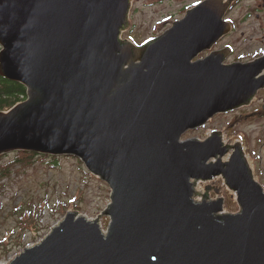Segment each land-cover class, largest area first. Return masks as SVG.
Returning a JSON list of instances; mask_svg holds the SVG:
<instances>
[{
  "label": "water",
  "instance_id": "1",
  "mask_svg": "<svg viewBox=\"0 0 264 264\" xmlns=\"http://www.w3.org/2000/svg\"><path fill=\"white\" fill-rule=\"evenodd\" d=\"M131 2L0 0V77L28 95L0 112V156H73L112 191L107 230L103 215L69 213L9 264H264V189L244 150L219 132L183 141L250 104L264 57L193 63L227 32L212 1L134 48L121 41ZM219 177L236 214L223 198L198 201L197 182Z\"/></svg>",
  "mask_w": 264,
  "mask_h": 264
},
{
  "label": "rangeland",
  "instance_id": "2",
  "mask_svg": "<svg viewBox=\"0 0 264 264\" xmlns=\"http://www.w3.org/2000/svg\"><path fill=\"white\" fill-rule=\"evenodd\" d=\"M191 1L135 0L130 27L123 32V39L137 45L153 41L185 17L188 7L179 9ZM253 4L252 0H243L232 16L236 26L230 44L237 49L233 60L246 55L253 59L264 53V12L252 14ZM256 99L264 102V94ZM256 111V117L249 116L254 112L250 108L217 115L205 127L188 132L183 141L203 142L219 132L227 146L242 147L254 179L264 189V108ZM233 152L223 162H228ZM14 155L8 153L0 158V264H9L25 249L38 245L67 214L76 212L94 221L111 203L109 185L91 174L76 157L49 156L30 166L17 163ZM196 191L201 202L205 195L212 200L223 198L226 214L240 210L235 193L222 177L197 182ZM100 223L107 230L110 218L103 215Z\"/></svg>",
  "mask_w": 264,
  "mask_h": 264
},
{
  "label": "flooded vegetation",
  "instance_id": "3",
  "mask_svg": "<svg viewBox=\"0 0 264 264\" xmlns=\"http://www.w3.org/2000/svg\"><path fill=\"white\" fill-rule=\"evenodd\" d=\"M214 2L220 6L223 7V17H222V21L223 23L227 24V33L224 32L222 34V36L220 37V39L214 43L213 47L209 50H205L204 52H202L197 58H195L193 60V62H197L199 60H205L209 57H211L212 55L214 56H218L219 54H221L224 58H225V63H227L228 65H232V64H248L251 63L253 61H256L262 57H264V53H262V56H256L253 59H247V55L245 57L239 58V60H233V57L235 56L234 54L236 53V48L233 44L231 43V36L233 35L234 31H235V26H236V22L235 19L232 18L234 12L236 11L237 7L239 6V4L243 1V0H192L190 3L185 4L184 6H182L179 10L183 11L185 8H187L186 12H185V17L187 16L188 13L192 12L194 9H196L199 5L201 4H205L206 2ZM254 2L253 7L251 9L252 14L257 11V12H264V0H252ZM134 3L135 0H132L131 2V8H130V13H129V18L128 20H130V17L132 15V12L134 11ZM224 6H225V12H224ZM256 18L259 19L260 15L256 14ZM130 27V23H128V25L126 26L125 30H128ZM123 31V32H124ZM161 37V36H160ZM160 37L155 38L153 41L146 43V44H142V45H137L136 42H133L130 39H123V33H122V38L121 41L125 44H130L132 45L134 48H138V49H145L147 46H149L150 44H152L153 42L157 41L160 39ZM215 53V54H214ZM258 55V54H257ZM241 56V55H240ZM260 94H264V90H260L256 97L254 99H252L251 103L243 108H250L252 109L254 112L249 115L251 117H256L258 115V112L256 111V109L262 107L264 108V102H262L261 100L257 101L256 98H258L260 96ZM240 108V109H243ZM247 116V117H249Z\"/></svg>",
  "mask_w": 264,
  "mask_h": 264
},
{
  "label": "trees",
  "instance_id": "4",
  "mask_svg": "<svg viewBox=\"0 0 264 264\" xmlns=\"http://www.w3.org/2000/svg\"><path fill=\"white\" fill-rule=\"evenodd\" d=\"M27 98V88L25 86L0 77V112H9L18 104L25 102ZM14 156L17 158V163L30 164V166L34 165L39 158H49L25 152H18ZM3 157L5 156H1L0 158ZM52 158L57 159V157Z\"/></svg>",
  "mask_w": 264,
  "mask_h": 264
},
{
  "label": "bare ground",
  "instance_id": "5",
  "mask_svg": "<svg viewBox=\"0 0 264 264\" xmlns=\"http://www.w3.org/2000/svg\"><path fill=\"white\" fill-rule=\"evenodd\" d=\"M219 39H220V38H219ZM219 39H218V40H219ZM213 45H214V44H213ZM213 45H212L209 49H211V48L213 47ZM209 49H206V50H209ZM224 60H225V58H224ZM193 63H195V62H193ZM224 64H225V65H228L227 63H225V61H224ZM261 73H262V75H264V71H262ZM262 90H264V89H262Z\"/></svg>",
  "mask_w": 264,
  "mask_h": 264
}]
</instances>
